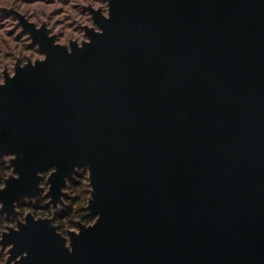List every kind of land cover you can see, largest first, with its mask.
I'll list each match as a JSON object with an SVG mask.
<instances>
[{
    "label": "water",
    "instance_id": "1",
    "mask_svg": "<svg viewBox=\"0 0 264 264\" xmlns=\"http://www.w3.org/2000/svg\"><path fill=\"white\" fill-rule=\"evenodd\" d=\"M104 1L70 47L12 12L45 57L0 85V215L84 169L95 221L29 213L8 263L264 264V0Z\"/></svg>",
    "mask_w": 264,
    "mask_h": 264
},
{
    "label": "rangeland",
    "instance_id": "2",
    "mask_svg": "<svg viewBox=\"0 0 264 264\" xmlns=\"http://www.w3.org/2000/svg\"><path fill=\"white\" fill-rule=\"evenodd\" d=\"M90 7L101 9L106 16L108 15V4L104 0H0V82L4 81L5 72L13 75L17 65H24L29 61L34 63L45 57L38 45L35 44L31 37L23 31V28L19 24V20L12 13L13 11L24 15L38 28L46 25L50 30V33L56 37L57 43L70 47L72 41H77L79 45H81L83 41H87L83 27L95 26L88 10ZM7 158L8 160L10 159V157ZM85 171H87L89 179L88 170ZM12 174L13 169L9 176ZM48 176L43 174L44 178L41 185L44 188V191L40 198L43 197L44 199L49 200L47 204L51 206L52 213H56L64 205V202L69 195L72 194L67 185L64 189L66 196L63 197V203L59 204L56 209L53 208L50 203V198L45 196L49 190V184L47 183ZM4 186L5 182L0 189ZM89 191L90 195L88 201L91 197V186ZM28 213H32L36 218L52 219L55 224L52 213L48 214L44 213V210H29L28 208L25 209L21 216L22 221L25 220V216ZM79 222L80 220H76V226L67 229H60L57 224L55 225L58 227L59 232L64 236H67L68 231H79ZM84 224L87 225L88 223ZM11 226L15 225L13 224ZM3 232H7V229H2L0 240L2 239ZM0 248V251L5 254L7 260L10 256V246L2 248L0 245Z\"/></svg>",
    "mask_w": 264,
    "mask_h": 264
},
{
    "label": "trees",
    "instance_id": "3",
    "mask_svg": "<svg viewBox=\"0 0 264 264\" xmlns=\"http://www.w3.org/2000/svg\"><path fill=\"white\" fill-rule=\"evenodd\" d=\"M12 168L7 157L0 155V187L4 185L6 178L9 176ZM52 170L45 172L44 175L48 176ZM89 179L87 171L81 169L76 174L75 178L68 183V189L72 195L66 199L64 205L56 213H52L51 207L46 205L47 200H42L37 206H31L34 210H44V213H52L55 224L60 229L73 228L76 226V220H81L90 224L93 222L92 218L87 215L85 207L88 203L90 195ZM5 219H0V233L4 229ZM1 250V248H0ZM0 264H6V256L0 251Z\"/></svg>",
    "mask_w": 264,
    "mask_h": 264
},
{
    "label": "flooded vegetation",
    "instance_id": "4",
    "mask_svg": "<svg viewBox=\"0 0 264 264\" xmlns=\"http://www.w3.org/2000/svg\"><path fill=\"white\" fill-rule=\"evenodd\" d=\"M90 8H93V7H90ZM95 9V8H94ZM89 10V9H88ZM103 12V11H102ZM89 13H90V10H89ZM90 15H91V13H90ZM105 15V14H104ZM92 16V15H91ZM95 29H97V27L96 26H93ZM84 28V27H83ZM84 31H85V29H84ZM50 35H52L51 33H50ZM86 35V34H85ZM87 37V36H86ZM87 40H88V37H87ZM73 42V41H72ZM71 42V43H72ZM75 42V41H74ZM77 42V41H76ZM57 43V42H56ZM78 43V42H77ZM83 43V42H82ZM51 173V172H50ZM76 176V175H75ZM75 178V177H74ZM7 179V178H6ZM69 183V182H68ZM43 198V197H42ZM42 199L39 197V199L37 200V201H27V200H24V201H22L21 203H19L18 205H17V207H16V210H17V212H18V216H17V218H13V217H7V215L6 214H2V215H0V219H5V225H4V229L6 228L7 229V231H8V228L9 227H14V228H17V224H18V221H22V219H21V216L23 215V213H24V211H25V209H29V210H34L33 208H31V206H37L38 205V203L41 201ZM49 200H47V202H48ZM47 202H46V205L47 206H49L48 204H47ZM65 203V202H64ZM1 205V204H0ZM49 207H51V206H49ZM88 213V212H87ZM29 214V213H28ZM27 214V215H28ZM32 214V213H31ZM26 215V216H27ZM88 215V214H87ZM26 216H25V218H26ZM89 216V215H88ZM90 218H92V219H94L93 220V222L95 221V218H93V217H91L90 216ZM22 222H25V220L24 221H22ZM80 222H81V220H80ZM79 222V223H80ZM81 223H83V222H81ZM85 223V222H84ZM15 225V226H11V225ZM90 224H92V223H90ZM90 224H87V225H90ZM4 233V232H3ZM3 233H2V235H3ZM1 247L3 248V246L1 245ZM11 263H13V262H11ZM11 263H8V259L6 260V264H11Z\"/></svg>",
    "mask_w": 264,
    "mask_h": 264
},
{
    "label": "clouds",
    "instance_id": "5",
    "mask_svg": "<svg viewBox=\"0 0 264 264\" xmlns=\"http://www.w3.org/2000/svg\"><path fill=\"white\" fill-rule=\"evenodd\" d=\"M0 85H5V83H3V82H0ZM66 247H68V250H69V252H71L72 251V249H71V247H70V245H66Z\"/></svg>",
    "mask_w": 264,
    "mask_h": 264
}]
</instances>
